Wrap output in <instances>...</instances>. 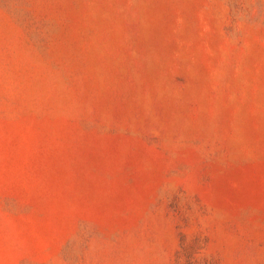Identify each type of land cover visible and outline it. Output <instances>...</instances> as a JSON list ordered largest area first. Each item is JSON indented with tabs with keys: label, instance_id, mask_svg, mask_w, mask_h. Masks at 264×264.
Masks as SVG:
<instances>
[{
	"label": "rangeland",
	"instance_id": "1",
	"mask_svg": "<svg viewBox=\"0 0 264 264\" xmlns=\"http://www.w3.org/2000/svg\"><path fill=\"white\" fill-rule=\"evenodd\" d=\"M0 264H264V0H0Z\"/></svg>",
	"mask_w": 264,
	"mask_h": 264
}]
</instances>
